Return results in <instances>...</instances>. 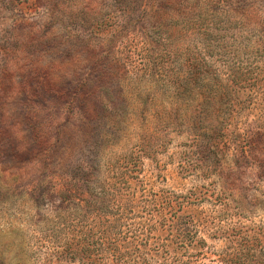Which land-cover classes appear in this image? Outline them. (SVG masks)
Segmentation results:
<instances>
[{
    "label": "rangeland",
    "instance_id": "1",
    "mask_svg": "<svg viewBox=\"0 0 264 264\" xmlns=\"http://www.w3.org/2000/svg\"><path fill=\"white\" fill-rule=\"evenodd\" d=\"M196 56L248 79L219 90L236 108L218 155L189 134L196 102L179 130L149 108ZM83 181L181 195L170 223L193 239L157 263L264 264V0H0V264H84L52 197Z\"/></svg>",
    "mask_w": 264,
    "mask_h": 264
},
{
    "label": "trees",
    "instance_id": "2",
    "mask_svg": "<svg viewBox=\"0 0 264 264\" xmlns=\"http://www.w3.org/2000/svg\"><path fill=\"white\" fill-rule=\"evenodd\" d=\"M186 63L188 69L179 71L166 83L157 86L161 97H166H158L162 101L166 99V103H162L163 109L156 102L158 98L153 91L151 101L156 100L149 108L156 120L154 123L162 126L163 131L166 128L179 130L181 107L196 102L188 118L189 134L198 146L218 155L226 144L227 128L236 108L234 103H221L223 99L219 90L228 89L232 83L242 84L248 79L240 81L236 75L231 77L234 73L231 69L224 71L226 63L223 69H219L204 57L196 56ZM252 79L255 82L258 77ZM196 118L205 120L206 125L191 123ZM95 184L96 181H83V184L68 182L52 187V197L59 201L60 211L66 207L65 212L56 214L53 230L64 233L63 242L67 248L64 254L68 258L79 259L84 264H172L157 261L163 253L170 252L174 239L184 240L182 242L186 245L187 241H192L189 226L179 229L170 223L169 216L176 215L177 210L183 208L181 195L174 193L169 197L145 187L143 194L139 195L140 188L135 187L132 181L110 182L99 188ZM167 229L172 231L171 239L160 234ZM57 238L56 235L54 240L58 241ZM178 264H193V261L180 260Z\"/></svg>",
    "mask_w": 264,
    "mask_h": 264
}]
</instances>
